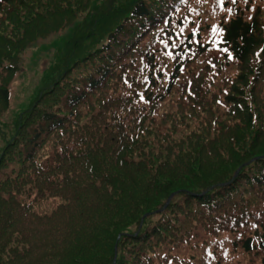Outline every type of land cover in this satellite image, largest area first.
I'll list each match as a JSON object with an SVG mask.
<instances>
[{
    "label": "trees",
    "instance_id": "1",
    "mask_svg": "<svg viewBox=\"0 0 264 264\" xmlns=\"http://www.w3.org/2000/svg\"><path fill=\"white\" fill-rule=\"evenodd\" d=\"M74 23L0 155V264H264V0H0V115Z\"/></svg>",
    "mask_w": 264,
    "mask_h": 264
},
{
    "label": "rangeland",
    "instance_id": "2",
    "mask_svg": "<svg viewBox=\"0 0 264 264\" xmlns=\"http://www.w3.org/2000/svg\"><path fill=\"white\" fill-rule=\"evenodd\" d=\"M75 24H69L62 30L35 40L20 53V70L10 86V106L0 115V155L7 139L14 133L16 119L23 110L31 106L47 79L51 78L49 69L54 55L68 41Z\"/></svg>",
    "mask_w": 264,
    "mask_h": 264
},
{
    "label": "water",
    "instance_id": "3",
    "mask_svg": "<svg viewBox=\"0 0 264 264\" xmlns=\"http://www.w3.org/2000/svg\"><path fill=\"white\" fill-rule=\"evenodd\" d=\"M174 193H172L166 200L165 204H164V207L169 203L171 197L173 196Z\"/></svg>",
    "mask_w": 264,
    "mask_h": 264
}]
</instances>
